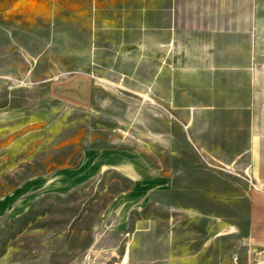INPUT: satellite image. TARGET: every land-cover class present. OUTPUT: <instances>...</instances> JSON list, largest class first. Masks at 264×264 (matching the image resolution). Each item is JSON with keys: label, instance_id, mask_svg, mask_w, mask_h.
Segmentation results:
<instances>
[{"label": "rangeland", "instance_id": "obj_1", "mask_svg": "<svg viewBox=\"0 0 264 264\" xmlns=\"http://www.w3.org/2000/svg\"><path fill=\"white\" fill-rule=\"evenodd\" d=\"M19 2L0 0L1 25ZM181 9L168 37L104 45L88 107L48 93L79 70H51L45 44L0 28V264H264L240 162L264 0ZM154 177L169 185L140 187Z\"/></svg>", "mask_w": 264, "mask_h": 264}, {"label": "crops", "instance_id": "obj_2", "mask_svg": "<svg viewBox=\"0 0 264 264\" xmlns=\"http://www.w3.org/2000/svg\"><path fill=\"white\" fill-rule=\"evenodd\" d=\"M19 3L23 7L13 14L11 21L4 17L0 28L5 35L25 36L35 44H45L40 54L51 70H79L65 79H51L47 86L51 98L81 107L92 103L90 70L98 69L102 58L109 54L105 44L124 45L129 42L126 38L140 36L168 37L172 21L183 20L184 13L181 0H20ZM120 54L125 56L123 51ZM258 83L262 86L259 105L258 109L253 108L247 149L240 162L255 183L248 185L243 196L248 204L249 243L264 247V190L260 189L264 187V76ZM227 142L230 146L235 143L234 134L228 136ZM168 183L154 177L139 184L141 188L145 185L166 188Z\"/></svg>", "mask_w": 264, "mask_h": 264}, {"label": "built area", "instance_id": "obj_3", "mask_svg": "<svg viewBox=\"0 0 264 264\" xmlns=\"http://www.w3.org/2000/svg\"><path fill=\"white\" fill-rule=\"evenodd\" d=\"M247 180H249V182L252 184V185H255L252 177L250 176L249 174V170L247 169ZM260 189H263L264 190V187H261ZM256 259H258L260 262H264V248H260L258 251H257V257Z\"/></svg>", "mask_w": 264, "mask_h": 264}]
</instances>
